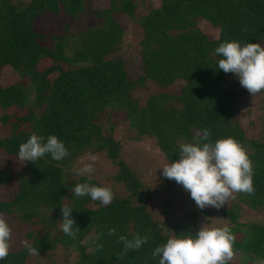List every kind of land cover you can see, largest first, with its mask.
<instances>
[{
  "label": "trees",
  "instance_id": "1",
  "mask_svg": "<svg viewBox=\"0 0 264 264\" xmlns=\"http://www.w3.org/2000/svg\"><path fill=\"white\" fill-rule=\"evenodd\" d=\"M138 2L143 3L109 0L108 11L102 12L90 9L91 0H30L16 5L0 0V72L10 70L17 78L11 86H0V123L12 128L10 137L0 138V150L19 164L14 181L0 163V187L17 183L12 200L0 199V214L16 215L23 224L35 219L46 229L41 237L34 235L31 246L38 253L62 245L77 254L78 264H159V257H152L155 247L173 235H194L198 217L209 218L211 212L198 209L192 201L189 212L183 215L185 221L164 227L154 222L148 204L166 191L152 193L139 181L120 159L121 144L115 140V132L119 123L127 122L124 129L129 141H151L165 163H170L178 159L181 143L192 142L207 128L211 142L232 137L252 151L247 154L253 164L255 193H238L220 212L235 237L230 264H262L264 225L259 217L264 214V142L247 139L237 114L239 98L247 91L241 86L237 91L229 87L230 73L219 70L221 57L214 55V50L220 43L233 40L264 47V0H161V9L144 18L135 16ZM46 12L55 16L65 13L77 26L82 22L80 32L67 25L62 37L50 38L54 47H48L46 37L34 30L37 17ZM121 13L139 21L143 31L137 44L140 74L135 78L130 76L125 60L112 58L118 45L128 44L126 32L119 26ZM199 21L215 29L218 37L211 40L204 35ZM171 31L176 34L171 35ZM48 59L52 66L38 70L37 66ZM176 81L183 82L178 94L163 92ZM147 83L161 92L141 107L131 94L144 90ZM262 104L264 111V100ZM22 111L25 114L19 117ZM121 115L123 120L116 119ZM33 132L45 142L49 135H56L69 155L55 161L46 154L36 162L22 164L19 145ZM87 153L103 155L118 168L113 181L120 184L124 197H114L104 206L89 196L72 194L76 183H66V172L74 160ZM161 173L159 178L169 181ZM83 182L96 185L82 177ZM173 203L170 198L163 201L166 208ZM65 204L73 209L75 239L56 229L63 219L60 207ZM245 216L250 219L248 224L241 223ZM110 228L116 229L115 235H108ZM51 230L58 235L53 240ZM135 233L147 235L148 242L117 259L123 248L117 243L118 237L131 239ZM97 244L102 245L99 250ZM29 254L28 248L9 254L0 264H23Z\"/></svg>",
  "mask_w": 264,
  "mask_h": 264
},
{
  "label": "clouds",
  "instance_id": "2",
  "mask_svg": "<svg viewBox=\"0 0 264 264\" xmlns=\"http://www.w3.org/2000/svg\"><path fill=\"white\" fill-rule=\"evenodd\" d=\"M214 55L221 57L217 61L219 70L234 73L241 87L251 96L264 91V47L260 43L242 45L234 40L224 41L215 48ZM46 154L60 161L69 155V151L56 135H49L45 142L44 137L33 132L26 142L19 145L18 160L22 164L36 162ZM96 159L95 155H90V162H81V167L72 169L73 174L90 179L95 171ZM160 169L164 178L182 185L201 210L206 207L219 210L229 199H235L234 193H255L253 164L245 148L232 137L211 142V132L207 128L192 142L181 143L178 159L165 163ZM71 191L76 197L89 196L104 206L114 199L111 188L88 182L76 183ZM60 210L63 217L61 231L75 239L77 232L73 230L76 223L71 216L73 209L65 204ZM11 232L3 214H0V260H5L9 255ZM115 234V228L108 230L109 236ZM148 240L147 235L139 233H135L131 239L120 235L117 243H122L123 248L117 259H123L129 250H139ZM234 243L235 237L229 226L215 227L204 223L194 235L188 233L169 237L166 243L155 247L152 257H159V264H230L234 258ZM27 247L29 253L39 254L31 245ZM96 247L99 250L102 245L97 244Z\"/></svg>",
  "mask_w": 264,
  "mask_h": 264
},
{
  "label": "rangeland",
  "instance_id": "3",
  "mask_svg": "<svg viewBox=\"0 0 264 264\" xmlns=\"http://www.w3.org/2000/svg\"><path fill=\"white\" fill-rule=\"evenodd\" d=\"M29 1L30 0H11V3L16 5L20 3L25 4ZM108 1L109 0H91L90 9L102 12L108 11ZM142 1L143 3L138 2V4H136V17L138 16L144 18L150 14V12L159 11L161 9V0ZM73 21L74 20L69 18L65 13L55 16L46 12L37 17V20L34 22V30L36 33L45 36L47 40L46 45L53 48L54 44L50 41V38L53 36L62 37L64 35L65 26L71 25L72 30L80 32V27L83 23L81 22L77 26L76 22ZM138 23L139 21H136L129 15L124 13L120 14L119 26L126 32L125 38L127 39L128 44L124 42V44L118 45L119 49L113 53L114 55L112 57L115 60H125L127 62L130 76L133 78L140 74L139 68L141 66V58L140 54H138L139 46L137 44L143 38V31ZM94 24L96 23L94 22ZM95 26L97 28V25ZM198 28L201 29L204 35H207V37L211 40L218 37L217 31L207 23L205 24L204 21H199ZM170 34L175 35L176 33L171 31ZM70 42L71 39H68L67 43L69 44ZM132 43L133 45H131ZM133 47L135 49H132ZM67 54L69 56L72 55L69 52ZM50 66H52V62L48 59L43 60L37 68L38 70L43 71ZM64 68L65 70H68L66 65ZM229 76L232 79V81L229 80L228 82L229 87L231 89L238 90L241 86L239 79L234 73H230ZM54 78L55 75L50 77L51 80ZM16 80V76L12 77L10 70L4 69L0 72V86L6 88L13 85ZM182 85L183 82L176 81L170 88L163 92L176 95L179 93ZM245 91L247 90L245 89ZM160 92L161 91L156 89L152 84L147 83L144 90H134L131 96L139 101L141 107H144L152 95ZM239 99L238 106L240 111L237 114L239 116V123L247 134V139L264 142V111L262 110L264 91H261L254 97L247 91V95L242 94ZM24 112L25 111L19 112L18 116L22 117L25 114ZM1 114L2 111L0 110V115ZM123 118V115H121L116 119L121 121ZM126 124L127 122L119 123L120 126L117 128L114 136L115 140L119 141L121 144L120 159L126 163L127 167L134 172L139 181L148 187L152 193L158 189H165L166 191V193H163L160 196H155L153 201L148 204V213L152 217L153 221L161 227H164V225H174L176 222H181V220L185 221V217L183 215L189 212L190 205L193 201L190 197V193L186 192L183 186L177 184L176 181H162L161 176L159 178L161 172L160 168H162L165 164V160L163 159L164 157L158 154L157 148L153 143H151V141L146 143H134L129 141L124 129ZM27 127L28 125L21 128V130L26 129ZM11 133V127L4 128L0 123V138H8L11 136ZM129 134L131 136L133 135L131 132H129ZM246 151L248 154L252 153L249 148H246ZM90 155L92 154L87 153L85 156L74 160L71 170L66 172L68 175L67 184L72 182L80 183L82 177L89 179L87 176L74 175L72 169L81 167V162H90ZM96 157L97 159L94 163L95 171L89 180H92L97 186L111 188L115 198L124 197L125 193L121 189L120 184L116 185L113 181V177H115L118 173V168L107 161L105 156L101 155ZM0 163L4 165L5 169L10 172L14 181H16L18 177V169L16 168H19V164L15 158L8 156L3 150H0ZM16 190V182H12L5 187H0V199L5 202L12 200L17 193ZM170 193H173V195L169 196L168 194ZM233 195L236 197L238 193H234ZM168 198L172 199L174 203L169 208H166L163 205V201ZM230 201L232 202V200L229 199L228 202L225 203V205L219 210L214 207H206L203 211L210 210L211 213L209 218L200 217L201 219L199 220L198 217L196 221V227L198 230L204 223L207 226L215 227L228 225L227 218L223 216L220 211L221 209H225L224 207H227L230 204ZM87 207L94 208L92 205H87ZM4 218L7 223H10L9 226L12 230L9 254H19L24 252L25 249L28 248L27 245H32L35 241L34 235L37 234L38 237H41L46 231V229H44L41 224L37 223L35 219L32 220V223L23 224L18 220V216L16 215L10 217L5 216ZM259 220H261L264 225V214L260 215ZM249 222L250 219L246 216L241 220V223L248 224ZM56 229L58 233H61L60 225L57 224ZM30 233H32V236H28ZM50 236L53 240L58 235L55 234V230H51ZM84 242H86V240ZM23 264H78V256L74 251L70 252L66 250V247L57 245V247L51 251H45L39 254H29Z\"/></svg>",
  "mask_w": 264,
  "mask_h": 264
}]
</instances>
